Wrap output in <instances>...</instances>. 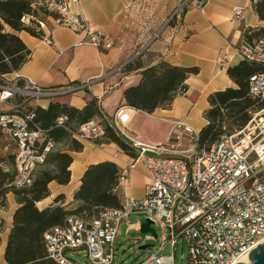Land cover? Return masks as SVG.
Returning <instances> with one entry per match:
<instances>
[{
  "label": "built area",
  "instance_id": "2783aa9c",
  "mask_svg": "<svg viewBox=\"0 0 264 264\" xmlns=\"http://www.w3.org/2000/svg\"><path fill=\"white\" fill-rule=\"evenodd\" d=\"M208 1L180 0L168 21L180 18L191 4L205 13ZM38 2L58 24L83 35L79 43L107 49L113 46L109 35L92 29L80 8V0ZM246 13V7L236 6L232 20H245ZM40 26L43 28L45 23L40 21ZM162 29L153 34L152 40L160 38ZM47 41L52 43L50 38ZM237 50L242 59L261 67L250 76L249 94L255 101H264V36L252 41L242 38ZM143 51L144 48L134 57ZM91 83L92 80L42 87L29 77L0 75V104L5 105L0 108V130L16 148L15 176L9 187L32 185L37 169L59 147L45 129L33 124L32 102L75 94ZM250 115L243 127L223 134L202 154H192L200 131L185 120L175 121L168 142L147 144L130 137L115 118L112 125L138 152L120 168L119 185L125 184L131 172L141 165L148 179L144 196H125L120 206L102 209L90 220L69 216L65 224L53 226L45 233L48 255L58 264H78L72 253L86 251L91 264H116L115 241L122 222L132 213H142L152 221V226L169 230L168 236L162 237L160 250L168 245L175 249L182 238L188 247L184 264L241 261L264 243V105L251 110ZM66 121L65 115L57 118L58 125L80 142L100 145L105 139V126L97 119L78 127H71ZM185 136L192 146L179 150ZM134 227L141 228V224ZM139 264H175V256L152 254Z\"/></svg>",
  "mask_w": 264,
  "mask_h": 264
},
{
  "label": "crops",
  "instance_id": "0c3cea01",
  "mask_svg": "<svg viewBox=\"0 0 264 264\" xmlns=\"http://www.w3.org/2000/svg\"><path fill=\"white\" fill-rule=\"evenodd\" d=\"M179 1L80 0V8L92 29L109 35L113 46L107 49L91 43H79L83 35L58 24L54 16L46 15L42 20L45 23L42 28L43 37L34 36L25 30L18 32L31 50V55L19 70L7 75L32 78L42 87L92 80L85 90L54 101L82 108L90 99L96 98L102 117L95 119L112 124L117 118L119 125L130 137L147 144H162L169 140L176 127V120H185L200 131L208 122L204 113L210 107V94L235 85L227 69L242 60L237 46L242 38H246L245 32L264 26V21L254 10L258 0H209L205 13L191 4L180 18L168 21ZM236 6L247 8L245 20H232ZM160 29V38L152 40L153 34ZM143 48V53L134 57ZM134 59L142 67L124 72L123 66ZM160 61L179 66H195L199 71L186 80V92L177 95L168 106L158 107L149 113L126 105L124 90L139 83L143 68ZM51 101H33L32 105L47 107ZM82 143L83 149L80 151H71L67 142L59 144L64 147L62 150L69 151L73 156L71 179L67 184L51 181L50 195L37 203L39 208L56 204L74 206V194L88 166L110 160L121 168L124 162L135 157L107 139H103L100 145L87 141ZM15 151V145L10 141L0 145L1 166L4 169L9 170L10 164H14ZM11 155L13 163L10 161ZM147 181L144 168L140 165L138 170L131 172L125 184L118 186L120 199L125 196L142 198ZM59 195H64V198L57 202ZM19 205L15 194L9 191L6 204L0 207L4 221L0 244L1 261H4L13 215Z\"/></svg>",
  "mask_w": 264,
  "mask_h": 264
},
{
  "label": "trees",
  "instance_id": "16d2710c",
  "mask_svg": "<svg viewBox=\"0 0 264 264\" xmlns=\"http://www.w3.org/2000/svg\"><path fill=\"white\" fill-rule=\"evenodd\" d=\"M254 10L264 21V0L254 4ZM46 16V10L38 0H0V75L19 70L31 55V50L19 36V31H27L38 37L44 32L40 26ZM28 18V21L26 19ZM245 37L252 40L255 36H264V26L245 32ZM140 62L134 59L123 66L124 72L141 68ZM261 70V67L248 60L227 69L228 75L236 86L217 90L210 94V107L204 116L207 124L200 130L196 140L199 149H210L228 128H241L250 119V111L264 105V101H255L249 94L250 76ZM195 66H179L166 61L143 68L141 80L124 90L125 104L142 109L149 113L158 107L172 103L177 95L187 90L186 80L198 73ZM33 124L45 129L47 136L58 144L67 142L71 151L83 149V143L71 136L63 126L58 125L59 116H67L66 124L71 127L102 117V110L96 98L78 108L68 103L52 100L47 107L35 106ZM105 139L117 143L126 153L137 156L133 143L122 136L106 120ZM0 158V205L6 203V194L12 191L20 204L13 215L4 261L0 264H58L46 249L45 233L56 225L65 224L69 216L90 220L102 209L118 207L121 199L117 192L120 180V167L113 161L105 160L91 164L86 169L80 187L74 194L75 205L68 207L61 204L39 208L37 203L50 195L49 183L53 180L67 184L71 179L70 166L73 156L69 151L57 149L52 151L45 164L52 168L42 169L36 174L32 185L24 188L9 187L8 183L15 173L1 166ZM13 163V156L10 158ZM59 195L56 201L63 199ZM3 223H0V244Z\"/></svg>",
  "mask_w": 264,
  "mask_h": 264
},
{
  "label": "rangeland",
  "instance_id": "374dc122",
  "mask_svg": "<svg viewBox=\"0 0 264 264\" xmlns=\"http://www.w3.org/2000/svg\"><path fill=\"white\" fill-rule=\"evenodd\" d=\"M46 15H48L46 13ZM28 21V18L26 19ZM260 36H255L252 40L259 38ZM248 39V38H246ZM249 41H252L248 39ZM236 86V84L234 85ZM5 107V105L0 104V108ZM237 128H228L230 132H234ZM170 137L169 140H171ZM167 140L166 142H168ZM9 140L4 135V133L0 130V145H5ZM165 143V142H164ZM192 146L191 140L189 137H182L181 145L178 147L179 150H188ZM58 149H64L61 145ZM208 149H199L197 146L192 151V154H202L204 151ZM185 154H188L185 153ZM12 156V155H11ZM52 168L49 164H43L37 169V173H39L42 169ZM9 170L12 173H15L14 164L9 166ZM36 173V174H37ZM6 200V199H5ZM6 204V203H5ZM4 204V205H5ZM0 207H2L0 205ZM2 214H0V223L2 222L4 225V221L2 219ZM147 219V216L142 213H132L130 216L124 220L120 226L119 233L116 237V264H139L144 261L148 256L152 254L162 255V254H174L175 256V264H184L185 258L188 253V247L186 243L179 239V243L177 244L175 249H172L170 245H168L165 249L160 250L162 246V237L168 236L169 230L161 227L160 225L154 224L153 227L156 230L158 235L157 238H151L153 236L150 232H142L141 228H135L134 224L136 223H144ZM3 229V228H2ZM147 245L146 249H142L141 246ZM73 259L77 261L78 264H91L86 257V251H80L78 254L71 255ZM2 257L0 256V260Z\"/></svg>",
  "mask_w": 264,
  "mask_h": 264
},
{
  "label": "water",
  "instance_id": "95a60500",
  "mask_svg": "<svg viewBox=\"0 0 264 264\" xmlns=\"http://www.w3.org/2000/svg\"><path fill=\"white\" fill-rule=\"evenodd\" d=\"M141 231L146 233L150 232L155 237H157V233L155 228L152 226V221L147 218L144 223L141 224ZM142 249H146L147 245L141 246ZM250 264H264V243L260 244L257 248L253 249L249 254ZM235 264H247L243 261H238Z\"/></svg>",
  "mask_w": 264,
  "mask_h": 264
},
{
  "label": "bare ground",
  "instance_id": "6f19581e",
  "mask_svg": "<svg viewBox=\"0 0 264 264\" xmlns=\"http://www.w3.org/2000/svg\"><path fill=\"white\" fill-rule=\"evenodd\" d=\"M241 261L246 262L247 264H250V259H249V255H245L241 258Z\"/></svg>",
  "mask_w": 264,
  "mask_h": 264
}]
</instances>
